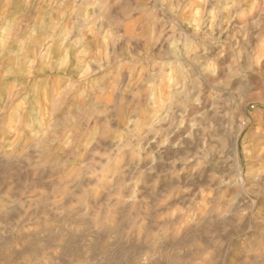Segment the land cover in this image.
Segmentation results:
<instances>
[{
  "label": "clouds",
  "instance_id": "1",
  "mask_svg": "<svg viewBox=\"0 0 264 264\" xmlns=\"http://www.w3.org/2000/svg\"><path fill=\"white\" fill-rule=\"evenodd\" d=\"M53 17L59 20L55 31L62 47L64 42L78 46L84 32L91 29V54L86 59L75 57L68 77L75 87L66 92L61 106L55 99L47 111L35 104L24 109L11 99L0 101V157L31 163L34 153L41 166L58 174L60 186L70 188L72 196L81 189V177L89 174L96 176L97 184L103 180L113 186L114 192L104 205L108 210L92 218L93 226L98 233L113 228V209L121 201L128 205L131 223L121 234L137 229L146 237L149 250L144 264H214V244L190 242V256L185 255V249L173 250L170 245L184 240L192 226L199 228L205 221L232 218L237 225L242 224L256 203L252 197L264 193V166L254 171L248 167L254 156L264 157V143L257 147L249 138L251 119L250 113H245L249 106L253 110L264 106V88H232L237 78L248 80L249 73L260 74L264 37L251 51L231 50L223 79L218 78L217 61L225 52L210 57L206 50L201 52L200 45L236 19L243 22L241 28H246L248 21L259 26L264 0H47L36 16L42 35L48 34ZM243 35L247 40L246 31ZM103 37H107L106 43L101 42ZM125 37L143 41V47L133 55L129 41L118 51ZM14 45L15 39L9 47ZM85 67L89 74L80 80L78 73ZM212 81L229 95L212 88ZM192 108L200 110L190 117ZM209 112L212 118L205 126L202 121ZM186 124L189 138L196 129L207 134L219 127L225 133L215 137L211 150L203 140L196 155L185 163L196 160L194 171H198L208 167L215 154L228 171H213L209 182L195 192L191 186H176L169 191L175 198L163 205L167 193L154 204L142 201L139 186L146 172L155 171V151L167 147ZM105 133L107 140L103 139ZM255 135L264 141V124L257 125ZM229 139L236 146L234 151L229 150ZM153 144L156 150L150 151ZM172 146H181L180 141ZM100 152H106L110 159H97ZM126 153L130 155L128 163L116 166ZM145 159L151 160L146 169L141 167ZM125 189L130 190L126 197L117 195ZM88 194L78 202L84 215L89 212ZM245 199L250 200L248 206ZM175 208L183 210L174 212ZM241 248V264H264V227L250 226Z\"/></svg>",
  "mask_w": 264,
  "mask_h": 264
},
{
  "label": "rangeland",
  "instance_id": "2",
  "mask_svg": "<svg viewBox=\"0 0 264 264\" xmlns=\"http://www.w3.org/2000/svg\"><path fill=\"white\" fill-rule=\"evenodd\" d=\"M74 2L79 3L80 0ZM46 3L47 0H0V101L11 99L24 109L35 104L47 111L55 99L56 105L61 106L66 92L75 87L68 79L75 57L86 59L91 54L89 39L94 35L91 29L84 32L81 43L75 47H70L67 42L61 46L62 41L57 38L58 33L55 31L58 17L52 18L48 34H41L36 16L41 12V5ZM242 23L236 19L231 25H222L211 40L203 41L200 45L201 52L206 50L210 57L217 56L222 50L225 52L223 58L217 61L219 79L226 75L224 66L231 60L232 49L238 47L239 50L251 51L264 37V17L260 18L259 26L248 21L247 27L241 28ZM245 31L247 40L243 35ZM13 39L15 45L10 48L9 43ZM129 41L133 55L137 48L143 47V41L138 43L125 37L117 50L126 47ZM101 42L106 43L107 37L101 38ZM88 74L85 67L77 78L83 80ZM123 76L126 80V71ZM237 85L252 90L264 88V65L261 66L260 74L249 73L248 80H234L232 88L235 89ZM211 87L223 91L225 96L229 95L222 87H216L214 81ZM199 110L192 108L189 116ZM245 113H250L251 119L248 136L259 147L264 141L255 132L258 124H264V106L257 105L254 110L249 106L245 108ZM208 118H212L211 112L202 121L205 126ZM215 122L218 126L221 124L219 119ZM189 130L186 124L172 136L169 145L159 151H155V144L151 146L150 151H155V171L146 172L142 179L139 186L142 201L146 199L149 204H154L157 198L167 193L161 201L163 205L175 198L173 192L169 191L176 186H191L195 192L209 182L213 171H228L215 154L209 166L198 171H194L196 160L185 163L196 155L203 140H207L208 150H211L216 143L215 137L223 135L225 130L218 127L217 131L209 130L205 134L201 129H196L191 138L186 135ZM103 139H108L107 133ZM178 140L181 146L173 147ZM235 147L229 139V150L234 151ZM31 156V163L25 160L10 162L0 157V264H144L143 257L149 250L146 237L137 229L126 236L121 234L122 229H127L131 223L128 205L121 201L113 209V228L98 233L93 226L92 218L103 216L108 210L104 205L114 192L113 186L103 180L97 184L96 176L89 174L81 177V189H77V193L72 196L68 194L70 188L60 186L57 173L50 167L41 166L34 153ZM101 157L110 159L106 152H100L97 159ZM129 159L130 155L126 153L124 161H116V166L126 165ZM150 164L151 160L145 159L141 167L146 169ZM260 166H264V157L256 159L254 156L248 164L252 171ZM181 169H184L183 172L177 176L175 173ZM96 171L99 172V167ZM129 191L125 189L117 195L126 197ZM81 192L85 196H81ZM88 192L89 212L84 215V209L78 202L85 199ZM252 198L256 199V203L242 224L237 225L232 218L216 219L214 223L205 221L199 228L192 226L185 239L171 244V248H183L185 255L190 256L193 253L190 242L198 240L209 246L214 244V264H241V242L248 228L264 227L261 223L264 221V193ZM112 203L116 204V201ZM249 204L250 200L245 199L244 205ZM182 210L173 209L174 212Z\"/></svg>",
  "mask_w": 264,
  "mask_h": 264
},
{
  "label": "bare ground",
  "instance_id": "3",
  "mask_svg": "<svg viewBox=\"0 0 264 264\" xmlns=\"http://www.w3.org/2000/svg\"><path fill=\"white\" fill-rule=\"evenodd\" d=\"M179 179V178H178ZM256 200V199H255Z\"/></svg>",
  "mask_w": 264,
  "mask_h": 264
}]
</instances>
